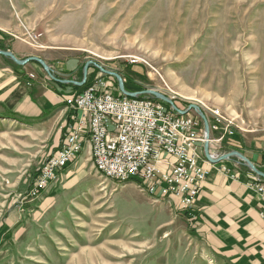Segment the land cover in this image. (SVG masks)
I'll list each match as a JSON object with an SVG mask.
<instances>
[{
    "label": "rangeland",
    "instance_id": "rangeland-1",
    "mask_svg": "<svg viewBox=\"0 0 264 264\" xmlns=\"http://www.w3.org/2000/svg\"><path fill=\"white\" fill-rule=\"evenodd\" d=\"M13 42L76 48L82 62L68 80L81 81L91 60L120 74L128 91L155 89L180 109L196 104L208 122L219 109L233 133L209 126V145L256 152L264 165V0H0V49ZM96 78L125 95L92 64L80 92ZM65 100L61 142L49 154L36 123L0 116V264H223L175 201L155 199L138 179L102 176L91 157H76L28 201L78 114ZM227 161L226 170L261 179Z\"/></svg>",
    "mask_w": 264,
    "mask_h": 264
},
{
    "label": "built area",
    "instance_id": "built-area-1",
    "mask_svg": "<svg viewBox=\"0 0 264 264\" xmlns=\"http://www.w3.org/2000/svg\"><path fill=\"white\" fill-rule=\"evenodd\" d=\"M65 101L78 114L72 113L73 123L59 150L42 164L28 201L58 180L60 170L77 157L87 138L90 155L104 168V177L140 178L155 192V199H172L189 221H196L194 204L208 170L201 162H206L201 153L204 131L195 111L178 114L147 95H115L102 78ZM211 118L210 130L233 133L231 121H224L219 109L211 110ZM250 186L264 201V181L254 178Z\"/></svg>",
    "mask_w": 264,
    "mask_h": 264
},
{
    "label": "crops",
    "instance_id": "crops-1",
    "mask_svg": "<svg viewBox=\"0 0 264 264\" xmlns=\"http://www.w3.org/2000/svg\"><path fill=\"white\" fill-rule=\"evenodd\" d=\"M6 49L18 58L40 57L61 79L74 77L82 62L76 48L67 45L41 42L29 48L13 42ZM14 64L0 55V116L11 121L36 123L46 133L47 154L52 153L60 145L69 114L64 100L67 95L80 92V88L51 80L35 61ZM30 73L34 74L33 79L29 78ZM209 148L212 154H217L225 147L211 142ZM90 157L86 138L77 158ZM248 157L255 165L264 166L258 153L251 151ZM201 162L208 174L194 204L197 215L192 224L194 235L202 239L223 264H264V217L260 216L264 201L250 186L253 176L226 170L227 160Z\"/></svg>",
    "mask_w": 264,
    "mask_h": 264
},
{
    "label": "water",
    "instance_id": "water-1",
    "mask_svg": "<svg viewBox=\"0 0 264 264\" xmlns=\"http://www.w3.org/2000/svg\"><path fill=\"white\" fill-rule=\"evenodd\" d=\"M0 55L9 58L11 61H13L17 65H24L29 61H36L37 63L41 65V67L47 73V75L54 81L59 82V83H71V84L78 85V86L83 85V83L85 82L86 75H87V69L89 65L92 64L96 66L101 72L114 77L117 81V87L119 91L125 95L131 96V97H134L136 95H141V94L153 96L169 104L179 114H184L188 110L193 109L199 114L203 122V129H204L203 154H204L205 159L209 162L217 163L223 160L230 159L231 157H236L243 163V165L248 167L255 175L259 176L262 180H264V171L258 169L256 165L241 152L236 151V150H229L228 152L217 153L216 155H213L212 153H210L209 151V123H208L206 116L200 111L199 107L196 104L191 103L187 106L186 109H180L174 104L172 99H170L168 96L164 95L163 93L155 89L128 91L124 88L123 79L120 74H118L117 72L113 70L105 69L101 65L91 60H87L83 66V76H82L81 81H73V80L61 79V78L55 77L54 74L52 73L51 67L47 65L46 62L38 56H29V57H25L21 59V58L16 57L12 51L3 50V49H0Z\"/></svg>",
    "mask_w": 264,
    "mask_h": 264
},
{
    "label": "bare ground",
    "instance_id": "bare-ground-1",
    "mask_svg": "<svg viewBox=\"0 0 264 264\" xmlns=\"http://www.w3.org/2000/svg\"><path fill=\"white\" fill-rule=\"evenodd\" d=\"M209 123V122H208ZM202 148H203V143H202ZM91 160L93 162V165L95 167V169L102 175L104 176V168L99 167L97 160L95 158V155H91ZM129 179V178H128ZM134 179H138L141 182L140 178H134ZM125 180V179H124ZM264 181V180H263ZM145 184V183H144ZM146 188L150 190V186L146 185ZM151 194H154V191H152ZM155 195V194H154Z\"/></svg>",
    "mask_w": 264,
    "mask_h": 264
},
{
    "label": "trees",
    "instance_id": "trees-1",
    "mask_svg": "<svg viewBox=\"0 0 264 264\" xmlns=\"http://www.w3.org/2000/svg\"><path fill=\"white\" fill-rule=\"evenodd\" d=\"M0 48H2V47L0 46ZM260 169H261L262 171H264V167L262 168V167L260 166Z\"/></svg>",
    "mask_w": 264,
    "mask_h": 264
}]
</instances>
